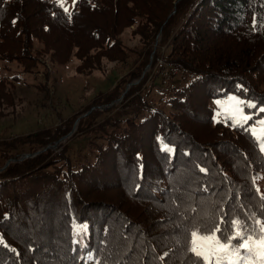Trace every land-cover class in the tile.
I'll list each match as a JSON object with an SVG mask.
<instances>
[{"label": "trees", "instance_id": "obj_1", "mask_svg": "<svg viewBox=\"0 0 264 264\" xmlns=\"http://www.w3.org/2000/svg\"><path fill=\"white\" fill-rule=\"evenodd\" d=\"M127 29L141 44L138 62L110 90L54 128L0 139L1 166L21 148L53 146L79 119L59 151L0 172V236L9 245L0 244V264H203L189 251L190 232L222 216L259 238L264 152L249 128L264 119V0H74L69 12L55 0H0V61L32 74L43 57L75 58L78 74L90 76L127 62ZM164 69L182 84L167 112L145 98ZM12 87L0 81V119L14 105ZM232 95L256 105L244 108L252 119L243 127L216 122L210 107ZM80 135L101 144L90 141L94 161L75 167L69 142ZM74 224L87 227L77 235Z\"/></svg>", "mask_w": 264, "mask_h": 264}, {"label": "rangeland", "instance_id": "obj_2", "mask_svg": "<svg viewBox=\"0 0 264 264\" xmlns=\"http://www.w3.org/2000/svg\"><path fill=\"white\" fill-rule=\"evenodd\" d=\"M55 1L58 2V0ZM73 2L74 0H63V9L67 8L69 12ZM252 27L253 24L251 23L250 28L252 29ZM131 31L132 29H127L120 36V41L129 54L127 62L124 64H107L104 71H96L90 76L78 74L76 71L78 62L75 58H72L66 65H57L52 63L49 58L43 57L41 58V64L32 74L22 73L21 68L16 63L0 61V81H5L13 86L12 95L14 98V105L8 108L3 118L0 119V139L25 136L38 130L54 128L73 113L82 112L85 107L91 104L92 99L98 93L110 90L138 62L141 44L137 37L132 36ZM35 48H40V46L35 44ZM176 85H182L180 75L177 73L170 74L166 69L162 70L157 79L147 83L145 98L149 107L169 111L166 100L172 95V89ZM8 90H10L9 87ZM226 99L227 97L220 100L224 101ZM216 101H212L210 107L215 121L223 122L226 114L223 108L217 105ZM217 112L222 114L217 116ZM114 113L115 111L109 114L104 112L99 119L102 122L109 120V116ZM259 121L256 120L251 124V127L256 129L257 135H260L261 125ZM75 123L70 132L71 134H67V136L56 142L57 144L55 143L52 146V150L59 151L61 148L57 149V147L62 146L65 141H68L69 137L75 134L78 124ZM91 137L92 135H80L69 142L68 155L75 167L94 161L95 153L89 143L94 141L101 144V140L98 138L96 140L91 139ZM31 153L29 147L21 148V156L31 155ZM256 185L259 187V193L264 194V179L257 181ZM125 191V189H121L117 196L130 201ZM144 205L146 206V204Z\"/></svg>", "mask_w": 264, "mask_h": 264}, {"label": "snow or ice", "instance_id": "obj_3", "mask_svg": "<svg viewBox=\"0 0 264 264\" xmlns=\"http://www.w3.org/2000/svg\"><path fill=\"white\" fill-rule=\"evenodd\" d=\"M58 4L63 7V0H58ZM64 11L68 12V9L64 8ZM253 26L255 27V22ZM216 103L223 108L226 114L225 119L231 120L233 127H243L252 119L250 114H245V107L256 108V105L251 101H245L234 95L228 96L224 101L217 100ZM258 111L264 112V107L259 108ZM221 114V112H217L216 115L220 116ZM259 124L261 125L260 135H257L256 129L251 126L249 130L257 139L261 151L264 152V119H261ZM162 150L173 151L163 143ZM201 171L204 172L205 169L201 168ZM256 190L259 192V187ZM261 198L264 199V194ZM257 224L264 225V221L257 220ZM224 225L231 229V235H225L224 227H222ZM73 227L78 235L87 226L74 224ZM247 227L246 223L241 224L240 218L225 220V217L222 216L214 228H198L190 232L189 251L197 258H201L203 264H247L250 259H256L259 264H264V227L261 228L258 239H253V233L246 232ZM0 244L6 248L9 247L2 236H0ZM10 251L16 252V249L10 248Z\"/></svg>", "mask_w": 264, "mask_h": 264}, {"label": "water", "instance_id": "obj_4", "mask_svg": "<svg viewBox=\"0 0 264 264\" xmlns=\"http://www.w3.org/2000/svg\"><path fill=\"white\" fill-rule=\"evenodd\" d=\"M153 53H154V52H153ZM131 86H133L132 83H131V84H128L127 88H125V91L123 92V95L127 93L128 89H129ZM123 95H122V97H123ZM77 122H78V120L76 121L75 124H77ZM70 134H71V133H70ZM70 134H69V135H70ZM69 135H68V136H69ZM56 144H57V143H56ZM51 148H52V146H47L45 149H43V150H41V151H39V152H37V153H35V154H31V155H22V156H20V157L17 158V159L8 160V161L5 162L2 166H0V172H2L5 168H7V167H8L10 164H12V163H16V162L23 161V160L26 159V158H31V157H33V156H35V155H38V154H40L41 152H43V151H45V150H47V149H51Z\"/></svg>", "mask_w": 264, "mask_h": 264}]
</instances>
